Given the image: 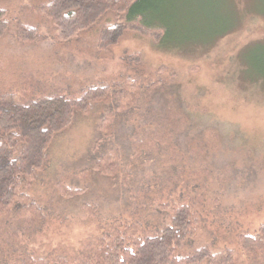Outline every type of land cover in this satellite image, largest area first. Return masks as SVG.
Masks as SVG:
<instances>
[{"label":"rangeland","instance_id":"374dc122","mask_svg":"<svg viewBox=\"0 0 264 264\" xmlns=\"http://www.w3.org/2000/svg\"><path fill=\"white\" fill-rule=\"evenodd\" d=\"M45 1L0 0V90L14 79L27 96L129 78L138 97L120 109L90 103L54 136L42 169L0 213V264H87L100 239L151 235L184 204L196 230L179 254L206 246L231 251L234 264H264V250L240 241L264 224V0H140L131 13L170 27L164 47L129 32L109 52L96 47L98 25L56 41ZM18 23L38 38L22 42ZM112 150L115 175L91 169Z\"/></svg>","mask_w":264,"mask_h":264},{"label":"trees","instance_id":"16d2710c","mask_svg":"<svg viewBox=\"0 0 264 264\" xmlns=\"http://www.w3.org/2000/svg\"><path fill=\"white\" fill-rule=\"evenodd\" d=\"M139 1L47 0L39 11L59 42L76 40L98 25L96 47L101 52H109L129 32L148 36L156 46L164 47L162 39L170 27L154 24L141 13H131ZM109 17L110 22H103ZM7 24L6 13L0 10V38ZM16 33L22 42L35 41L39 36L37 29L24 23L17 24ZM120 80L115 84L96 83L72 93L36 92L22 96L20 84L14 79L0 90V213L12 205L20 180L32 181L35 172L42 169L45 150L56 134L72 124L77 111L86 115L90 103L99 102H115L117 109L125 108L138 97L136 79ZM112 122L113 113L108 112L98 129L108 135ZM118 165V151L112 150L95 161L91 169L112 177ZM171 212L169 222L151 235L100 239L87 264H234V255L228 250L214 253L203 246L179 254L184 242L195 234L196 220L192 209L185 204L172 207ZM240 241L249 253L264 250V224L254 234L241 236Z\"/></svg>","mask_w":264,"mask_h":264}]
</instances>
